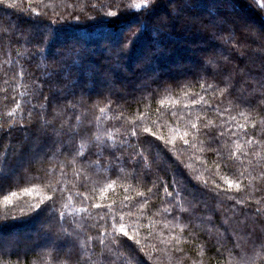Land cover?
Listing matches in <instances>:
<instances>
[{"label":"trees","instance_id":"1","mask_svg":"<svg viewBox=\"0 0 264 264\" xmlns=\"http://www.w3.org/2000/svg\"><path fill=\"white\" fill-rule=\"evenodd\" d=\"M228 1L245 19L264 27V7L257 0ZM106 2L0 3V172L15 177L12 187L0 193V234L8 242L0 264H53L57 251L71 256H62L58 264H76L78 257L81 264H101L102 252L113 248V233L109 228L104 234L101 228L97 235L93 225L107 216L111 204L122 208L126 226L134 230L129 243L143 264H261L256 256L262 251L259 240L255 252L234 247L251 248L249 241L257 237L249 233L264 239V215L255 214L257 208L264 212V89L259 87L264 52L259 42L234 30L230 21L237 13L220 0H157L149 27L161 30L160 54L144 63L134 49L117 69L107 59L110 44L100 39L110 31L99 26L104 14L100 6ZM80 51L85 53L82 60L74 54ZM187 64L189 68L176 70ZM229 78L232 95L220 83ZM206 105L219 110L209 118L217 127L223 125L221 146L225 156L232 155L229 167L243 173L241 190L232 189L243 202L221 206L206 193L205 182L214 187L216 181L220 191L227 187L220 173L235 178L228 169L216 168L223 160L209 149L208 136L193 133L189 145L177 140L173 146L143 132L149 128L170 137L177 125L191 132L188 113L194 121L204 116ZM133 124L141 137L160 143L168 155L157 150L153 162L129 135ZM90 127L91 134L86 131ZM122 144L125 156L116 174L115 160L91 154L101 146L116 149ZM132 149L145 157L139 171L126 160ZM108 183L113 186L101 199L100 189ZM12 192L17 196L6 204L3 197ZM169 192L187 214L193 197L206 202L192 216L194 227L180 212L175 219L164 212L171 208ZM36 203L44 210L35 209ZM97 203L102 207L96 208ZM27 232L37 234L32 238ZM119 255L127 257L123 249Z\"/></svg>","mask_w":264,"mask_h":264},{"label":"snow or ice","instance_id":"2","mask_svg":"<svg viewBox=\"0 0 264 264\" xmlns=\"http://www.w3.org/2000/svg\"><path fill=\"white\" fill-rule=\"evenodd\" d=\"M3 0H0L2 3ZM257 3L264 7V0H257ZM157 6V0H107L106 3H102L100 6V10L104 13L99 17L100 19V27L110 29L109 32L103 33L100 37L101 42H108L110 47L106 49L107 59L114 64V67L119 69L123 65V61H125L132 53L133 50H137V54L139 59L144 63H151L155 56L160 54L161 49L157 45V41L160 38L161 30L159 28H150L149 25L152 21L154 10ZM126 18L122 20L121 18ZM53 23H56L54 20ZM230 24L234 28L236 32H238L241 36H245L247 34L248 38L252 40L253 43L259 42L261 51L264 52V27H260L256 29L255 25L244 18L242 14H236L230 21ZM41 36L44 33L40 34ZM44 43L43 40H37V44ZM75 56L78 59H83L85 53L83 51L75 52ZM70 63L75 64V60H70ZM220 83L224 84L225 87L222 90L227 95H232L231 89L233 88V84L231 79L221 80ZM209 88L212 85H208ZM259 87L264 89V77L260 78ZM215 91V89H213ZM255 91V89H253ZM264 98V97H262ZM203 100V97L200 98ZM240 103H244L245 101L241 99ZM51 103V101H49ZM161 104L164 103L163 100L160 101ZM194 103H199L194 98ZM206 103V102H205ZM204 113V116H196L193 121L192 114L188 113L189 125L188 127L192 130L191 132L187 129L182 130L180 126H176L172 129V135L170 137L159 135L157 136L156 131H153L149 128H144V133H151L152 137L156 138V141H163L165 145L172 144L175 146L177 140L181 141L183 145H189L190 139L189 137L195 133L196 135H206L209 137L208 147L210 150L216 152L217 155H220L223 160V164L217 163L216 168L221 169V167L228 169L230 173H232L235 178L229 179L223 176L222 173L221 179H223L224 184L227 186L223 191H220L221 185L216 181H213L214 187L207 185L205 182L206 193L211 194L214 201L223 206L225 201L236 200L238 202H243L242 198L238 195L234 196L232 194V189L235 188L237 192L241 190V180L240 177L243 176V173L236 174L232 168L229 167V161L232 160V155L229 154L227 156L223 153V147L221 146V141L225 138V132L223 131V125L217 127V122L213 121L209 118L212 112L219 111L215 106L206 105L205 108L201 109ZM103 111V109H101ZM95 127V125L93 126ZM239 127V125H238ZM209 129H215L213 131H209ZM86 131L91 134L93 128L90 127L86 129ZM139 129L136 124L130 126L129 135L132 137H136V142L142 146L143 152H147L150 157H152L153 162L155 161V152L162 151L167 156L168 153L165 148H162L160 143H154L149 137H141L139 134ZM82 134V133H81ZM232 133L229 132L228 136L231 137ZM244 135H248L247 132ZM96 139H99L97 137ZM125 145L122 144L120 148L110 149L107 146H101L100 150L97 152H92L91 154L94 156L103 157L107 155L111 159L116 161V165L113 166V174H116V168L118 164L121 162V158L125 156L124 152ZM116 152H120V155H116ZM143 152H138L135 149H132L127 153L126 160L133 161L132 167L139 171L140 167L143 165V161L145 159ZM234 162V161H233ZM151 171L150 167L147 168L144 172L145 178L148 176V173ZM134 180L143 183L141 178L138 175H134L132 177ZM15 181V177L5 172H0V193H3L6 188L10 189ZM114 183V182H113ZM179 183V182H177ZM113 186L112 183H108L105 188L100 189L101 199H103L104 194L111 189ZM147 187V185H144ZM81 187H86V184L82 181ZM25 192H28L29 189H24ZM55 192V190H53ZM149 191H151L149 189ZM205 192L202 191V195ZM171 197L167 201L171 208H165L164 212L173 214V219H175V212H180L185 219L188 220L190 226L194 227L192 216L195 215L196 211L199 210V203L204 202L202 200H197L193 197L192 200V211L190 214L184 212V209L175 202V197L172 193H168ZM190 195V193H189ZM17 193L12 192L11 195H4L3 200L6 204H11L12 198L16 197ZM140 197H144V193H139ZM223 197V199H220ZM84 199H88L89 197L85 196ZM49 200L52 197H48ZM59 199V197H57ZM127 200V197H125ZM206 203V202H204ZM33 207L37 210L43 211L44 208L41 207V203H36ZM47 207V205H45ZM96 208H101L102 205L97 203L95 205ZM123 207H129V204H124ZM229 208L232 207L231 204L228 205ZM108 213L107 216H101L93 225V227L97 230V235H100L99 229H104V234H107L109 228L113 233V248L115 249L116 255H113V248L106 249V251L101 254V264H143V260L140 256V252L137 250L133 244H130L129 241L132 240V236L130 235L131 230L126 226L124 222V215L121 209H116L115 204H111L107 206ZM119 213V214H118ZM257 216L264 215V212L260 208L256 209ZM241 215L246 216L247 213L241 211ZM110 217V220L108 219ZM264 224V221H261ZM228 227H232L228 225ZM228 227L225 228V231H228ZM246 229V225L244 226ZM235 231V228H233ZM250 236L255 235L257 239L249 241L251 244V248L248 247V244H237L234 247H238L242 252L247 253L248 251L255 252L257 240H259L261 253H257V258L261 261V264H264V239H260L259 235L255 232L249 233ZM230 238V237H229ZM8 243L4 239L0 238V253L3 252L5 244ZM87 241L85 242V246ZM100 244L103 245L104 241L101 239ZM135 244H139V241L136 240ZM120 249H123L127 253V257L119 255ZM179 251V250H178ZM231 254V253H230ZM65 256L68 259H71L70 254L63 253L61 251H57L53 256V264H58L61 257ZM76 264H81V258H77ZM83 264H88L87 260L83 261ZM251 264H255V261H251Z\"/></svg>","mask_w":264,"mask_h":264},{"label":"rangeland","instance_id":"3","mask_svg":"<svg viewBox=\"0 0 264 264\" xmlns=\"http://www.w3.org/2000/svg\"><path fill=\"white\" fill-rule=\"evenodd\" d=\"M221 2H224V4H226V6H227V8L229 9V11H233V10H235L236 11V13L238 14H241V11L239 10V9H237V7H236V5H233L230 1H228V0H220ZM248 21H250L249 19H247ZM251 22V21H250ZM253 23V22H252ZM254 24V23H253ZM255 26H256V24H254ZM261 26H256V29H259ZM189 65L190 64H187V65H183V67L181 66V68H176V70H178V71H180V70H182V68L183 69H186L187 67L189 68ZM168 73V72H167ZM30 162H33L32 160L30 161H28V163H30ZM11 172H14V171H12V170H10ZM42 229H44L43 228V226H40L39 227V230H42ZM37 232H38V230H37ZM37 232L36 233H33V232H27V234L30 236V237H32V238H34L35 236H36V234H37ZM4 236L5 235H1L0 234V238H2V239H4ZM21 237H22V235H21ZM24 239H28V238H24ZM26 241H28V240H26ZM24 252H26V251H24Z\"/></svg>","mask_w":264,"mask_h":264}]
</instances>
